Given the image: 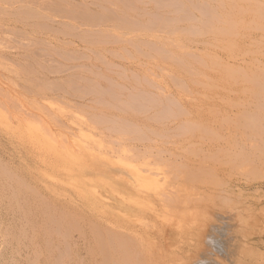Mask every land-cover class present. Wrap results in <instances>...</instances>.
Segmentation results:
<instances>
[{"label":"rangeland","instance_id":"374dc122","mask_svg":"<svg viewBox=\"0 0 264 264\" xmlns=\"http://www.w3.org/2000/svg\"><path fill=\"white\" fill-rule=\"evenodd\" d=\"M2 1L0 97L9 103L0 99V264H264V89L247 81L264 69V0H18L13 8L17 1ZM52 6L98 18L124 13L132 33L115 31L121 23L112 19L117 28L97 23L92 60L76 37L58 42L31 33L35 20L15 19ZM163 18L169 26L157 23ZM91 60L99 95L90 104V95L67 93L90 80ZM45 84L67 93L40 102L37 86ZM48 114L58 119L50 123ZM23 116L33 121L29 136L18 127ZM115 125L147 140L130 141ZM44 138L55 146L45 150Z\"/></svg>","mask_w":264,"mask_h":264},{"label":"bare ground","instance_id":"6f19581e","mask_svg":"<svg viewBox=\"0 0 264 264\" xmlns=\"http://www.w3.org/2000/svg\"><path fill=\"white\" fill-rule=\"evenodd\" d=\"M1 1L2 0H0V3H1ZM13 1H17L16 3H14ZM12 2L13 3H11V2H9V4H12L10 7H12L14 4H17L18 3V0H13ZM26 1V0H25ZM25 1H23V2H25ZM40 1V0H39ZM84 1V0H83ZM115 1V0H114ZM113 1V2H114ZM117 1H119V0H117ZM136 1V0H135ZM143 1V0H142ZM160 1V0H159ZM3 2V1H2ZM4 2H6V0L4 1ZM28 2V1H27ZM96 2V1H95ZM121 2V1H120ZM128 2H131V0L130 1H128ZM134 2V1H133ZM7 3V2H6ZM36 3H38V2H36ZM59 3H61V2H59ZM103 3H105V1H103ZM122 3V2H121ZM158 3V2H157ZM18 4H20V1H19V3ZM28 4V3H27ZM66 4V3H65ZM68 4H70V3H68ZM81 4V3H80ZM119 4V3H118ZM135 4H136V2H135ZM146 4H148V3H146ZM149 4H150V2H149ZM8 5V4H7ZM23 5V4H22ZM21 5V6H22ZM29 5V4H28ZM27 5V6H28ZM36 5V4H35ZM40 5H41V2H40ZM42 5H44L43 4V2H42ZM41 5V6H42ZM51 5V4H50ZM59 5V4H58ZM100 5V4H99ZM121 5V4H120ZM126 5V4H125ZM139 5V4H138ZM142 5H144V4H142ZM254 5V4H253ZM262 5V4H261ZM0 6H1V4H0ZM4 6V5H3ZM25 6V5H24ZM27 6H25V8L27 9ZM31 6H34V5H31ZM61 6V5H60ZM67 6V5H66ZM70 6V5H69ZM110 6V5H109ZM124 6V5H123ZM123 6H121V7H123ZM155 6V5H154ZM159 6V5H158ZM162 6V5H161ZM258 6H259V4H257V8H258ZM30 7V6H29ZM36 7H39L38 5L37 6H35V8L34 9H40V8H36ZM45 7H47V6H45ZM48 7H50V6H48ZM71 7V6H70ZM69 7V8H70ZM74 7H76L75 5H74ZM73 7V8H74ZM83 7V6H82ZM125 7V6H124ZM123 7V8H124ZM128 7V6H127ZM253 8H254V6H252ZM255 7V8H256ZM4 8V7H3ZM13 8V7H12ZM22 8V7H21ZM20 8V9H21ZM51 8V7H50ZM52 10L50 11V10H46V11H44L43 10V12H41V13H39V11H41V10H36V11H31L29 8H28V10H26V9H24V10H20L19 8H17V9H19L20 11H18V13H16L17 15H16V18L15 19H17V21H18V23H22V25H25V22L26 21H31V20H35L34 22H33V24H31V26L30 25H28V27L30 28V32L31 33H39V34H45V35H48V36H53V38H56L55 40H58V42H60L59 40H65V39H69V37H70V40H68L69 42L70 41H72V42H76L74 39H73V37L75 38L76 37V39L80 42V43H82V45L83 44H85V46H87V48L90 50V52L89 51H87V52H89V53H91V59L92 60H94V55H96L97 53V50H96V44H98V42L96 41V38L99 36L98 34H100L99 33V30H98V32H96L95 31V29H96V27L98 26L97 25V23L99 24V22L100 21H110L108 24L110 25V24H112V25H115L116 26V24H118L117 22H120L121 24H119V29L120 30H118V26H116V28L117 29H115V31L117 30L118 32H120V31H122L121 30V28L120 27H122L123 28V30H124V28H126V30L128 31V29L127 28H132L133 26H134V22H127V20H126V18L125 17H127V16H125L124 15V13H123V16L121 15L119 18H124L125 20H122V21H117V20H119V18H116V17H111L110 15L111 14H107V15H105L104 17H100V18H98V17H95V16H92V13L88 16V15H86V13H88V12H85L83 15L80 13L81 11H79V12H75L74 10V12H72V9H70L71 10V13H67L66 11H68V12H70V10L68 9V10H66L67 9V7L65 8L64 7V13H61V11H62V9L61 10H58L57 9V7L55 8V6L53 7L52 6ZM77 8H78V6H77ZM77 8H75V9H77ZM113 7H111V9H112ZM115 8V7H114ZM131 8V6H129L128 8H124L125 10V14L126 13H129L128 12V10H133L132 8ZM161 8V7H160ZM2 9V8H1ZM0 9V10H1ZM9 9H11V8H9ZM23 9V8H22ZM163 9V8H162ZM259 9H260V7H259ZM4 10V9H3ZM8 10V9H7ZM15 10V9H14ZM58 10V11H57ZM82 10V9H81ZM88 10V9H87ZM104 10H105V8H104ZM145 10V9H144ZM165 10V9H164ZM182 10V9H181ZM252 10V9H251ZM255 10V9H254ZM112 11V10H111ZM127 11V12H126ZM180 11V10H179ZM84 12V11H83ZM82 12V13H83ZM91 12H93V11H91ZM100 12H102V11H100ZM99 12V13H100ZM118 12V11H117ZM122 12V11H121ZM143 12V11H142ZM260 12V11H259ZM67 13V14H66ZM81 15H80V14ZM167 13V12H166ZM175 13V12H174ZM178 13V12H177ZM180 13H182V12H180ZM5 15H6V13H4ZM13 14V13H12ZM39 14H40V16H39ZM144 14V13H143ZM165 14V13H164ZM4 15V16H5ZM128 15V14H127ZM149 15V14H148ZM166 15V14H165ZM2 16V15H1ZM125 16V17H124ZM138 16H140V15H138ZM137 16V17H138ZM155 16H156V14H155ZM184 16V15H183ZM8 17V16H7ZM118 17V16H117ZM179 17V16H178ZM187 17V16H186ZM114 18H116V19H114ZM121 18V19H122ZM129 18V17H128ZM139 18V17H138ZM168 18V17H167ZM175 18V17H174ZM264 18V17H263ZM115 20L116 21V24L114 23H112V22H114V21H112V20ZM133 19V18H132ZM178 20H179V18H177ZM43 20H45L44 22H47V21H50V22H53V23H55V22H57L58 24H61V25H65V27L63 28V29H61V30H57V31H51V29L50 30H47V28H45L44 26H45V24H44V22H43ZM131 20V19H130ZM137 20V19H136ZM135 20V21H136ZM164 20V18L163 19H161V20H159V21H157V23H161L160 25H162V26H164V25H166L165 27H167V26H169V25H167V22H165V20ZM172 20V19H171ZM183 20V19H182ZM264 20V19H263ZM28 21V22H29ZM112 21V22H111ZM134 21V20H133ZM147 21V20H146ZM149 21V20H148ZM153 21V20H152ZM154 21H155V19H154ZM173 21H175V20H173ZM16 22V21H15ZM138 22H140V21H138ZM138 22H136L137 24H138ZM156 22V21H155ZM180 22V21H179ZM223 22V21H222ZM101 23V22H100ZM145 23H147V22H145ZM149 24H150V22H148ZM152 23V22H151ZM173 22L171 21V23L170 22H168V24H172ZM178 23V22H177ZM48 24H49V22H48ZM66 24H67V27H66ZM104 24H105V22H104ZM137 24H136V26H137ZM140 24V23H139ZM144 24V23H143ZM153 24V23H152ZM176 24V23H175ZM222 24V23H221ZM262 24V23H261ZM69 25V26H68ZM101 25V24H100ZM103 25V24H102ZM141 25H142V23H141ZM141 25L139 26V28L141 27ZM155 25H156V23H155ZM224 25H227L226 23L224 24ZM230 24H228V26H229ZM26 26H27V23H26ZM50 26V25H49ZM104 26V25H103ZM142 26H144V28H145V26L146 25H142ZM152 26H154V25H152ZM173 26H174V23H173ZM227 26V27H228ZM22 27V26H21ZM33 27V28H32ZM138 27V26H137ZM156 27H158L159 28V26H156ZM161 27V26H160ZM259 27H261V26H259ZM25 27H23L22 29H24ZM29 28H27L28 30H29ZM99 28V27H98ZM106 27L104 26V28H102L103 29V31H104V29H105ZM109 28V27H108ZM107 28V29H108ZM112 28V27H111ZM115 27H113L112 29H114ZM136 28V27H135ZM135 28H134V30H135ZM138 28V29H139ZM141 28H143V27H141ZM164 28V27H163ZM172 28V26H170L168 29L170 30ZM176 28H178V27H176ZM175 28V29H176ZM187 28L189 29V27L187 26ZM224 28V27H223ZM26 29V28H25ZM101 29V30H102ZM107 29H105L106 30V33H107V35H108V31H107ZM133 29V28H132ZM146 29V31H149V29H150V27H147V28H145ZM144 29V30H145ZM165 29V28H164ZM173 29V28H172ZM185 28H183L182 30H184ZM226 29V28H225ZM75 30H79L78 32L79 33H81V34H79V35H77L78 34V32L77 33H75L74 34V32H75ZM110 31H111V29H109ZM136 30H137V28H136ZM153 30H154V28H153ZM152 30V31H153ZM156 31H161V30H157V28L155 29ZM169 30H166V31H169ZM261 30H262V28H261ZM114 31V30H113ZM111 32L112 34H114L115 32ZM138 31H143V30H138ZM165 31V30H164ZM164 31L162 32V33H164ZM181 31V30H180ZM228 31V30H227ZM22 32V31H21ZM101 32V31H100ZM117 32V33H118ZM123 32V31H122ZM129 32V31H128ZM131 32V31H130ZM129 32V33H130ZM177 32H178V29H177ZM184 32V31H183ZM188 32H190V31H188ZM192 32H193V30L191 31V34H192ZM219 32V31H218ZM217 32V34H219ZM230 32V31H229ZM26 33V32H25ZM97 33V34H96ZM103 33V32H102ZM132 33V32H131ZM149 34L150 33H152V32H148ZM155 33V32H154ZM160 33V32H159ZM169 33V32H168ZM172 33V32H171ZM97 35V37H96V35ZM103 34H105V32L103 33ZM119 34V33H118ZM118 34H116V35H118ZM121 35H122V37H124V36H128L129 34L127 33V35H126V33H120ZM119 34V35H120ZM134 34V33H133ZM136 34V33H135ZM138 34V33H137ZM140 34V33H139ZM157 34V33H156ZM184 34V33H183ZM185 34H186V32H185ZM224 34H225V32H224ZM227 34V33H226ZM31 35H33V34H31ZM115 35V34H114ZM113 35V36H114ZM115 36V38L117 37L118 39L119 38H121V35L120 36ZM124 35V36H123ZM147 35V34H146ZM151 35H153V33L152 34H150V35H148V36H151ZM165 35V34H164ZM180 35H182V34H178V36H180ZM189 35V34H188ZM187 35V36H188ZM228 35H230V34H228ZM20 36H21V34H20ZM28 36H30L29 34H28ZM47 36V37H48ZM71 36H72V38H71ZM102 36V35H101ZM129 36H132V35H129ZM134 36V35H133ZM137 36V35H136ZM142 36H144V35H142ZM233 36V35H232ZM31 37V36H30ZM29 37V38H30ZM36 37H38V36H36ZM61 37V39H59ZM138 37V36H137ZM137 37H135V38H137ZM140 37V36H139ZM152 37V36H151ZM158 37V34L156 35V38ZM170 37H172V36H170ZM183 36H181V38H182ZM43 38V37H42ZM44 38H46V36H44ZM50 38V37H49ZM104 38V37H103ZM125 38H127V37H125ZM134 38V37H133ZM177 38V37H176ZM188 38V37H187ZM22 39V38H21ZM33 39V38H32ZM35 39V38H34ZM130 39V38H129ZM36 40V39H35ZM102 40V39H101ZM107 40V39H106ZM117 40V39H116ZM123 40V39H122ZM149 40V39H148ZM155 40V39H154ZM39 41V40H38ZM77 41V42H78ZM140 41V40H139ZM144 41V40H143ZM162 41V40H161ZM160 41V42H161ZM176 41V40H175ZM231 41V40H230ZM229 41V42H230ZM40 42H42V41H40ZM51 42V41H50ZM54 42V41H53ZM52 42V43H53ZM65 42V41H64ZM97 42V43H96ZM166 42V41H165ZM174 42V41H173ZM177 42V41H176ZM178 42H180V41H178ZM182 42V41H181ZM215 42V41H214ZM31 43H33V42H31ZM38 43V42H37ZM163 43V42H162ZM45 44H48V43H45ZM57 44V43H56ZM67 44V43H66ZM65 44V45H66ZM70 44V43H69ZM173 44V43H172ZM59 45V44H58ZM70 45H72V44H70ZM170 45V44H169ZM27 46V45H26ZM48 46V45H47ZM155 46V45H154ZM181 46V45H180ZM42 47V46H41ZM49 47V46H48ZM66 46H64V44L63 45H61L60 47H58V48H60V49H64ZM172 47H173V45H172ZM67 48V47H66ZM168 48V47H167ZM180 48H182V47H180ZM71 49V48H70ZM86 49V48H85ZM176 49V48H175ZM37 50V49H36ZM40 50V49H39ZM72 50V49H71ZM138 50V49H137ZM172 50V49H171ZM43 51V50H42ZM42 51L40 52V53H42ZM48 51V50H47ZM165 51V50H164ZM178 51V50H177ZM31 52V51H30ZM50 52V51H49ZM48 52V53H49ZM65 52V51H64ZM69 52V51H68ZM168 52V51H167ZM56 53V52H55ZM96 53V54H95ZM140 53V52H139ZM138 53V54H139ZM168 53H170V51L168 52ZM185 53V52H184ZM38 54V53H37ZM44 54V53H43ZM47 54V53H46ZM76 54V53H75ZM78 54V53H77ZM157 54H158V52H157ZM188 54H190V53H187V55ZM33 55V54H32ZM53 55V54H52ZM69 55V54H68ZM70 55H71V53H70ZM79 55V54H78ZM84 55V54H83ZM161 55V54H160ZM181 55H184V54H182L181 53ZM37 56V55H36ZM45 56V55H44ZM56 56H57V54H56ZM60 56V55H59ZM72 56V55H71ZM81 56H82V54H81ZM80 56V57H81ZM88 56V55H87ZM146 56V55H145ZM162 56V55H161ZM166 56V55H165ZM170 56H171V53H170ZM189 57H190V55H188ZM193 56V55H192ZM195 56V55H194ZM39 57H40V55H39ZM51 57V56H50ZM77 57V56H76ZM75 57V58H76ZM86 57V56H85ZM184 57H186L185 55H184ZM197 57V56H196ZM1 58V57H0ZM41 58V57H40ZM52 58V57H51ZM79 58V56L76 58V59H78ZM97 58V57H96ZM166 58V57H165ZM187 58V57H186ZM4 59H6V58H3V60ZM27 59H28V57H27ZM83 59V58H82ZM87 59H90V57L89 58H87ZM189 59V58H188ZM193 59V58H192ZM191 59V60H192ZM194 59H195V57H194ZM2 60V59H1ZM32 60H34L33 58H32ZM75 60V59H74ZM91 60V61H92ZM211 60V59H210ZM7 61V60H6ZM10 61V60H9ZM34 61H36V60H34ZM44 61V60H43ZM182 61V60H181ZM258 61V60H257ZM42 62V61H41ZM46 62V61H45ZM49 62H51V61H49ZM88 63H90L89 61H87ZM96 62V61H95ZM94 62V63H95ZM200 62V61H199ZM249 62V61H248ZM17 64H18V62H16ZM21 63V62H20ZM35 63V62H34ZM65 63V62H64ZM76 63V62H75ZM94 63H93V61L91 62V71L89 72V74L87 75V78H90V80H88V82L87 83H81L80 85H82V86H80V88H78V89H80V91H81V89H82V92H84V90H87V92L86 93H79V91L77 92L76 90H78V89H76V87H74L73 89L75 90V91H70V93H67V92H60V90H58L57 91V89L55 88V90L51 87V85L50 86H47L48 84H45L46 86L45 87H43V85H41L42 87H39V86H37V92L39 93L38 95H40L39 97L38 96H36V97H38V100L40 101L41 100V98H42V100L40 101V102H43V101H45V100H43L44 98L46 99V101H48L47 99H50V98H52L55 94L56 95H58V94H60L61 93V95L62 96H64V94H68V95H71V96H76V97H81V96H83V95H90L91 96V100H87L90 104L93 102V103H95L94 101H95V96L96 95H99V93H98V89L96 88V85H95V78L93 77V75L95 74L94 73V70H96V69H94L93 70V65H94ZM51 64V63H50ZM53 64V63H52ZM195 64H197V62L195 63ZM258 64V63H257ZM39 65V64H38ZM56 65V64H55ZM200 65V64H199ZM18 66H19V64H18ZM26 66V65H25ZM29 67V66H28ZM36 67V66H35ZM38 67V66H37ZM42 67V66H41ZM19 68V67H18ZM45 68V67H44ZM70 68V67H69ZM230 68H231V66H230ZM27 69V68H26ZM41 69V68H40ZM81 69V68H80ZM204 69H206V67L204 68ZM263 68H261V70H262ZM39 70V69H38ZM42 71H43V69H41ZM40 70V71H41ZM45 70V69H44ZM227 70H233V68H231V69H227ZM236 70V69H235ZM235 70L234 71H230V73H228L229 75L230 74H235L234 72H235ZM19 71V70H18ZM25 71V70H24ZM29 71V70H28ZM27 71V72H28ZM52 71H54V70H52ZM56 71V70H55ZM192 71V70H191ZM225 71H226V69H225ZM237 71V70H236ZM35 72H36V70H35ZM47 72V71H46ZM49 72H51V71H49ZM72 72V71H71ZM78 72V71H77ZM257 72V71H256ZM253 73V74H250L249 75V77H250V79L249 80H247L249 83H250V88H252L253 90L255 89L256 91H261V90H263L264 89V69L262 70V72L261 73ZM22 73V72H21ZM30 73V72H29ZM28 73V74H29ZM237 73V72H236ZM23 74V73H22ZM32 74H34V73H32ZM31 74V75H32ZM35 75H37V74H35ZM41 75H43V73L41 74ZM41 75L39 76V77H41ZM47 75V74H46ZM84 75V74H83ZM245 75V74H244ZM244 75H240L241 77H243ZM24 76V75H23ZM167 76V75H166ZM197 76V75H196ZM199 76V75H198ZM233 77H234V75H232ZM246 77H247V75H245ZM30 77V76H29ZM43 77H44V75H43ZM42 77V78H43ZM225 77V76H224ZM223 77V78H224ZM25 78H27V77H25ZM33 78V77H32ZM141 78H142V76H141ZM144 78V77H143ZM175 78V77H174ZM235 78V77H234ZM233 78V79H234ZM82 79V78H81ZM170 79H172V78H170ZM169 79V80H170ZM30 80H33V79H30ZM29 80V81H30ZM43 81H44V78H43ZM78 81V80H77ZM83 81V80H82ZM175 81V80H174ZM182 81V80H181ZM235 81V80H234ZM247 81H245V82H247ZM40 82H41V80H40ZM45 82H46V80H45ZM51 83H53L52 81H50ZM81 82V81H80ZM84 82V81H83ZM183 82V81H182ZM32 83H35V82H32ZM174 83V82H173ZM35 84H37V81H36V83ZM35 84L34 85H32V86H35ZM39 84V83H38ZM54 84V83H53ZM64 84V83H63ZM72 84V83H71ZM83 84H86V87H83ZM175 85V84H174ZM196 85V84H195ZM201 85V84H200ZM1 86V85H0ZM31 86V87H32ZM56 86V85H55ZM60 86V85H59ZM85 86V85H84ZM3 87V86H2ZM29 87H30V85H29ZM36 87V86H35ZM65 87V86H64ZM81 87H83V88H81ZM9 88V87H8ZM84 88H86V89H84ZM88 88V89H87ZM107 88V87H106ZM105 88V89H106ZM5 89H7V88H5ZM11 89V88H10ZM64 89H66V88H64ZM72 89V90H73ZM124 89V88H123ZM1 90H4V89H1ZM29 90H31V89H29ZM40 90V91H39ZM254 90V91H255ZM10 91V90H9ZM14 91V90H13ZM16 91V90H15ZM33 91V90H32ZM31 91V92H32ZM62 91V90H61ZM6 92V91H5ZM7 92H8V90H7ZM6 92V93H7ZM16 92H18V91H16ZM49 92V93H48ZM72 92V93H71ZM110 92V91H109ZM112 92H114V90L112 91ZM182 92V91H181ZM10 93V92H9ZM19 93V92H18ZM35 93V92H34ZM120 93V92H119ZM111 94H113V93H111ZM6 95V94H5ZM12 95H14V94H12ZM11 95V96H12ZM20 95V94H19ZM22 95V94H21ZM20 95V96H21ZM36 95H37V93H36ZM114 95V94H113ZM131 95V94H130ZM9 96H10V94H9ZM9 96H8V98H9ZM11 96H10V100H12L11 99ZM15 96V95H14ZM23 96H25V95H23ZM22 96V97H23ZM61 96V97H62ZM168 96V95H167ZM4 95H2V97H0V99L1 98H3V103H4V107H5V105H6V102H7V100H6V102H5V100H4ZM13 97V96H12ZM31 97H32V95H31ZM34 97V96H33ZM88 97V96H87ZM153 97V96H152ZM169 97V96H168ZM15 98V97H14ZM17 98V97H16ZM20 98V97H19ZM68 98V97H67ZM97 98V97H96ZM100 98V97H99ZM166 98V97H165ZM24 99H28V98H26V96H25V98ZM62 99V98H61ZM73 99H75V98H73ZM76 99H78V98H76ZM80 99H83V97L82 98H80ZM80 99H78L79 101H80ZM150 99V98H149ZM167 99V98H166ZM20 100H22V99H20ZM32 100V99H31ZM56 100V99H55ZM57 100H58V98H57ZM164 100V99H163ZM168 100V99H167ZM18 101V100H17ZM52 101V100H51ZM59 101V100H58ZM86 101V100H85ZM159 101H160V99H159ZM169 101V100H168ZM171 101V100H170ZM1 102V103H2ZM23 102V101H22ZM31 102V101H30ZM56 102V101H55ZM2 103V104H3ZM9 103V101L7 102V104ZM88 103V104H89ZM98 103V105H99V102H96V104ZM142 103V102H141ZM18 104V103H17ZM21 104H26V103H21ZM32 104V103H31ZM47 104V103H46ZM52 104V103H51ZM69 104V103H68ZM71 104V103H70ZM164 104H166V103H164ZM45 106V104H42V106ZM48 105V104H47ZM58 105V104H57ZM77 105H78V103H77ZM77 105H76V107H77ZM143 105V104H142ZM148 105V104H147ZM10 106V105H9ZM21 106H23V105H21ZM32 106V105H31ZM34 106V105H33ZM37 106V105H36ZM35 106V107H36ZM120 106V105H119ZM141 106V105H140ZM166 106V105H165ZM171 106V105H170ZM175 106V105H174ZM7 107V106H6ZM19 107H20V105H19ZM26 107V106H25ZM34 107V108H35ZM53 107L55 108V107H57V106H55L54 104H53ZM62 107V106H61ZM75 107V106H74ZM78 107H79V109H80V104L78 105ZM77 107V108H78ZM83 107V106H82ZM95 107V106H94ZM138 107V106H137ZM142 107V106H141ZM22 108V107H21ZM83 108H85V107H83ZM92 108H93V104H92ZM131 108H133L132 106H131ZM145 108H147V107H145ZM149 108V107H148ZM154 108V107H153ZM162 108V107H161ZM181 108V107H180ZM50 109V108H49ZM53 109V108H52ZM55 109H57V108H55ZM74 108H72V110H73ZM88 109V108H87ZM135 109V108H134ZM163 109V108H162ZM170 109V108H169ZM175 109V108H174ZM9 109H7V111H8ZM12 110V109H11ZM60 110H62V109H60V106L58 107V111H59V113H60ZM72 110H70V111H72ZM75 110V109H74ZM78 110V109H77ZM81 110H82V108H81ZM95 110V109H94ZM136 110H137V108H136ZM144 110V109H143ZM146 110V109H145ZM161 110V109H160ZM159 110V111H160ZM166 110V109H165ZM165 110H163V113H165ZM26 111V110H25ZM27 111H29V110H27ZM47 111H49L48 109H47ZM50 111H51V109H50ZM57 110H53V112H56ZM68 111V110H67ZM166 111H168V110H166ZM178 111V110H177ZM208 111V110H207ZM253 111V110H252ZM73 112V111H72ZM75 112V111H74ZM73 112V113H74ZM82 112V111H81ZM94 112V111H93ZM157 112V111H156ZM173 112V111H172ZM183 112V111H182ZM32 113V112H31ZM36 113V112H35ZM34 112L32 113V114H35ZM40 113V112H39ZM42 113V112H41ZM58 113V112H57ZM62 113H64V114H67V112L65 111V112H62ZM69 114V116L71 115V113L70 112H68ZM78 113V112H77ZM162 113V115L160 116V117H169V114L166 112L165 114H163ZM47 114V113H46ZM54 114V113H53ZM101 114V113H100ZM126 114V113H125ZM157 114V113H156ZM40 115V114H39ZM42 115V116H41ZM39 117H37V118H40V120H44V118H43V116L45 117H47V115H43V114H41ZM50 114H48V116H49ZM51 115H52V111H51ZM51 115H50V118H52V117H54L53 115H52V117H51ZM55 115V114H54ZM18 116V115H17ZM28 116H30V115H28ZM37 116H38V113H37ZM56 116V115H55ZM57 116H58V114H57ZM56 116V117H57ZM68 116V117H69ZM108 116V115H107ZM180 116V115H179ZM13 117V116H12ZM19 117H20V115H19ZM32 117V116H31ZM45 117V118H46ZM56 117H55V119H56ZM65 117V116H64ZM67 117V118H68ZM178 117V116H177ZM49 118V117H48ZM60 118V117H59ZM63 118V117H62ZM54 119V120H55ZM58 119V118H57ZM56 119V120H57ZM95 119L96 118H92V121H91V125L89 126L88 125V128H90L91 129V132H93L94 131V129L96 128L95 127V124H96V121H95ZM144 119V118H143ZM50 120H53V118L52 119H50ZM49 120V121H50ZM54 120L53 121H50V123L51 122H54ZM55 120V121H56ZM65 120V119H64ZM66 121V120H65ZM70 121V120H69ZM117 121V120H116ZM17 122H19V124H18V127H19V129H22L23 131H25L26 133H28L27 135L29 136L30 134H32V132H33V130H34V126H33V121L31 122V120L27 117V116H23V117H21V119L19 120V121H17ZM47 122V121H46ZM67 122H68V120H67ZM66 122V123H67ZM119 123V122H118ZM150 123V122H149ZM249 123V122H248ZM55 124H57V123H53V125H55ZM17 125V124H16ZM43 125H47L48 127L50 126V125H48V122L46 123V124H44L43 123ZM69 125V124H68ZM122 125V124H121ZM111 126V125H110ZM182 126V125H181ZM58 127H59V124H58ZM50 128H51V126H50ZM49 128V129H50ZM56 128V127H55ZM54 128V129H55ZM114 131H116V133H119L118 135H120V136H131V139H132V137L136 140V138H140V140L141 141H143L142 139L144 138V140H147V136L146 137H144L143 135H144V133L142 134H140V136L141 137H139V135L137 134V132H135L133 129H131V130H129L126 126H120V125H115L114 126ZM135 128V127H134ZM25 129V130H24ZM76 129V128H75ZM86 129V128H85ZM143 129V128H142ZM196 127L193 125V126H188L187 128H186V130L188 131V132H190V131H192L191 133H193L194 131H196ZM218 129V128H217ZM40 130V129H39ZM43 130H45V129H43ZM58 130H59V128H58ZM79 131V130H78ZM81 131H82V129H81ZM51 133L53 132V131H50ZM68 132H70L69 130H68ZM66 133H67V131H66ZM42 134L43 135H45L46 134V132H44V131H42ZM53 134V133H52ZM58 134H59V132H58ZM61 134V133H60ZM64 134V133H63ZM76 134H77V132H76ZM133 134H134V136H133ZM51 135V134H50ZM65 135V134H64ZM69 135H71V133L69 134ZM72 135H75V134H73L72 133ZM71 135V136H72ZM91 135V134H90ZM40 136H41V134H40ZM53 136V135H52ZM58 136V135H57ZM31 137V136H30ZM54 137V136H53ZM74 137H76V136H74ZM60 138V137H59ZM58 138V139H59ZM146 138V139H145ZM56 139V137L54 138V140ZM57 139V140H58ZM96 139V138H95ZM163 139V138H162ZM60 140V139H59ZM62 140H63V137H62ZM127 140H128V138H127ZM130 140V139H129ZM134 140V141H135ZM140 140L139 139H137L136 141H139L140 142ZM130 141H133V139L132 140H130ZM150 141V140H149ZM43 142H44V144H45V147L49 144L50 146L49 147H51V145H54L55 146V144L54 143H52V139L50 140V139H45L44 138V140H43ZM58 142V141H57ZM61 142V141H60ZM62 143V142H61ZM67 145H71V142L70 143H66ZM87 146V145H86ZM139 147V146H138ZM41 149H42V147H41ZM46 149H48L47 147L45 148V150ZM149 149V148H148ZM42 150H44V149H42ZM144 156V155H143ZM120 169V168H119ZM146 172V171H145ZM96 185V184H95ZM98 186V185H97ZM100 196V195H99ZM153 200V199H152Z\"/></svg>","mask_w":264,"mask_h":264}]
</instances>
